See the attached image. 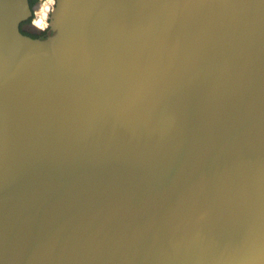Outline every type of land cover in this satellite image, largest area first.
Instances as JSON below:
<instances>
[{
    "label": "water",
    "instance_id": "95a60500",
    "mask_svg": "<svg viewBox=\"0 0 264 264\" xmlns=\"http://www.w3.org/2000/svg\"><path fill=\"white\" fill-rule=\"evenodd\" d=\"M0 0V264H264V0Z\"/></svg>",
    "mask_w": 264,
    "mask_h": 264
},
{
    "label": "trees",
    "instance_id": "16d2710c",
    "mask_svg": "<svg viewBox=\"0 0 264 264\" xmlns=\"http://www.w3.org/2000/svg\"><path fill=\"white\" fill-rule=\"evenodd\" d=\"M30 7H34L37 3V0H28ZM44 6V5H42ZM45 8L41 6L33 12L32 17L20 25V31L22 34L27 35L31 38H46L49 34V28L45 27L44 17H45ZM49 15V11H48Z\"/></svg>",
    "mask_w": 264,
    "mask_h": 264
},
{
    "label": "built area",
    "instance_id": "2783aa9c",
    "mask_svg": "<svg viewBox=\"0 0 264 264\" xmlns=\"http://www.w3.org/2000/svg\"><path fill=\"white\" fill-rule=\"evenodd\" d=\"M53 2H54V0H37L36 5H38V7H40L42 5H47V9L49 10V13H50Z\"/></svg>",
    "mask_w": 264,
    "mask_h": 264
},
{
    "label": "bare ground",
    "instance_id": "6f19581e",
    "mask_svg": "<svg viewBox=\"0 0 264 264\" xmlns=\"http://www.w3.org/2000/svg\"><path fill=\"white\" fill-rule=\"evenodd\" d=\"M41 7L47 9V5H44V6H41ZM48 11H49V10H48ZM48 16H49V15H48ZM48 16H47L46 20L44 21V22H45V27H47V28H48V26H47V23H48Z\"/></svg>",
    "mask_w": 264,
    "mask_h": 264
},
{
    "label": "flooded vegetation",
    "instance_id": "af4514ba",
    "mask_svg": "<svg viewBox=\"0 0 264 264\" xmlns=\"http://www.w3.org/2000/svg\"><path fill=\"white\" fill-rule=\"evenodd\" d=\"M46 9V8H45ZM48 9L47 10H45V17H44V21L46 20V18H47V16H48ZM50 33V31L49 32H47V34H49Z\"/></svg>",
    "mask_w": 264,
    "mask_h": 264
},
{
    "label": "rangeland",
    "instance_id": "374dc122",
    "mask_svg": "<svg viewBox=\"0 0 264 264\" xmlns=\"http://www.w3.org/2000/svg\"><path fill=\"white\" fill-rule=\"evenodd\" d=\"M38 9V8H37Z\"/></svg>",
    "mask_w": 264,
    "mask_h": 264
}]
</instances>
